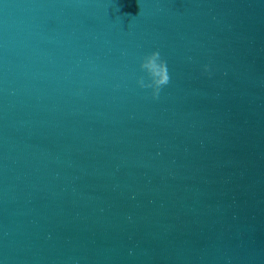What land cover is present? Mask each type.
Segmentation results:
<instances>
[{"label": "water", "instance_id": "water-1", "mask_svg": "<svg viewBox=\"0 0 264 264\" xmlns=\"http://www.w3.org/2000/svg\"><path fill=\"white\" fill-rule=\"evenodd\" d=\"M0 264H264V0H0Z\"/></svg>", "mask_w": 264, "mask_h": 264}, {"label": "clouds", "instance_id": "clouds-1", "mask_svg": "<svg viewBox=\"0 0 264 264\" xmlns=\"http://www.w3.org/2000/svg\"><path fill=\"white\" fill-rule=\"evenodd\" d=\"M138 67L144 75L136 78V86L142 90H150L151 98L157 99L161 89L170 81L166 61L159 51H151L140 57ZM201 74L211 76L212 70L205 64L201 67Z\"/></svg>", "mask_w": 264, "mask_h": 264}]
</instances>
